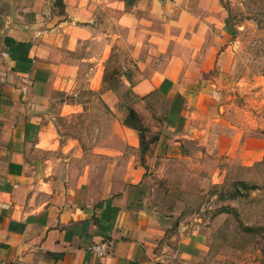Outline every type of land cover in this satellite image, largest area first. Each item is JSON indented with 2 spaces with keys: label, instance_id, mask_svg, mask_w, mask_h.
Here are the masks:
<instances>
[{
  "label": "crops",
  "instance_id": "0c3cea01",
  "mask_svg": "<svg viewBox=\"0 0 264 264\" xmlns=\"http://www.w3.org/2000/svg\"><path fill=\"white\" fill-rule=\"evenodd\" d=\"M230 34L221 0H0V264H206L205 230L149 206L147 183L187 143L236 155L215 75ZM119 49L129 62L111 75ZM80 72L109 110L82 141L60 125L81 105L52 109L54 91L76 96ZM111 76L143 104L155 92L170 103L150 157L123 120L108 125L125 109ZM102 242L98 258L90 248Z\"/></svg>",
  "mask_w": 264,
  "mask_h": 264
},
{
  "label": "rangeland",
  "instance_id": "374dc122",
  "mask_svg": "<svg viewBox=\"0 0 264 264\" xmlns=\"http://www.w3.org/2000/svg\"><path fill=\"white\" fill-rule=\"evenodd\" d=\"M221 4L231 28L226 40L231 54L225 69L215 71V75L220 77L219 113L227 111L228 121L235 126L229 130L237 146L236 155L218 157L204 151L200 154V148L187 143L188 153L163 158L149 175L148 188L151 194L155 193L149 206L205 230L209 239L206 264H264V0H221ZM119 62H129L125 50L112 51L108 71ZM88 73H79L77 82L82 85L74 88L76 96L52 93L56 99L52 109H58L61 101H76L81 105L82 109L70 113V120L62 117L60 121L62 127H78L81 141L83 129L100 126L99 114L109 111L101 105L98 94L85 88ZM114 84L118 82H112L111 78L105 85L109 88ZM125 92L119 86L116 95L126 107L135 99ZM144 105L161 119L170 108V103L156 92ZM125 115V109L120 110V117L110 112L108 125L117 126V121ZM147 122L151 123V119ZM257 139L263 141L257 143ZM245 144H250L246 159ZM237 182L256 185L258 189L233 198ZM225 207L232 208L236 215L220 212Z\"/></svg>",
  "mask_w": 264,
  "mask_h": 264
},
{
  "label": "trees",
  "instance_id": "16d2710c",
  "mask_svg": "<svg viewBox=\"0 0 264 264\" xmlns=\"http://www.w3.org/2000/svg\"><path fill=\"white\" fill-rule=\"evenodd\" d=\"M116 73V71H115ZM105 72V81L108 79ZM110 80L112 78L109 77ZM110 90L117 91L118 85L114 84L109 87ZM125 95H130L133 97L130 90L125 92ZM135 101L132 102L131 105H127L125 107L126 115L123 119V125L133 131H135L139 138L140 152L141 158L150 157L154 149L157 145L159 136L163 127V120L161 118H157L154 114H152L149 107L144 105L140 100L133 97ZM151 119V123L147 122ZM150 123V126L148 125ZM258 189L256 185H248L245 182H237L235 183V190L232 197L242 196L245 192L250 190ZM220 212H226L232 215H236L232 208L225 207L220 210Z\"/></svg>",
  "mask_w": 264,
  "mask_h": 264
},
{
  "label": "built area",
  "instance_id": "2783aa9c",
  "mask_svg": "<svg viewBox=\"0 0 264 264\" xmlns=\"http://www.w3.org/2000/svg\"><path fill=\"white\" fill-rule=\"evenodd\" d=\"M109 250H110L109 244L106 242L95 244L90 248V251L94 253L98 258H104L108 256Z\"/></svg>",
  "mask_w": 264,
  "mask_h": 264
}]
</instances>
